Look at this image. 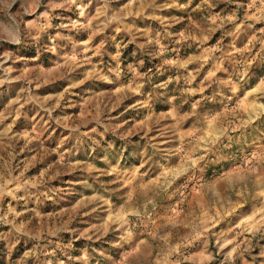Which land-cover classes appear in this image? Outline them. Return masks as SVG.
Here are the masks:
<instances>
[{"label": "rangeland", "instance_id": "rangeland-1", "mask_svg": "<svg viewBox=\"0 0 264 264\" xmlns=\"http://www.w3.org/2000/svg\"><path fill=\"white\" fill-rule=\"evenodd\" d=\"M0 264H264V0H0Z\"/></svg>", "mask_w": 264, "mask_h": 264}]
</instances>
